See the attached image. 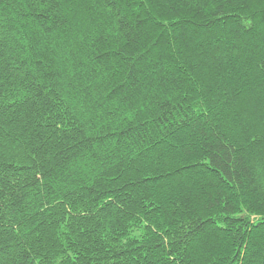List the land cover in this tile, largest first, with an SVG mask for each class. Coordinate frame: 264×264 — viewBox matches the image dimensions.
<instances>
[{
	"label": "trees",
	"instance_id": "1",
	"mask_svg": "<svg viewBox=\"0 0 264 264\" xmlns=\"http://www.w3.org/2000/svg\"><path fill=\"white\" fill-rule=\"evenodd\" d=\"M0 264H264V0H0Z\"/></svg>",
	"mask_w": 264,
	"mask_h": 264
}]
</instances>
